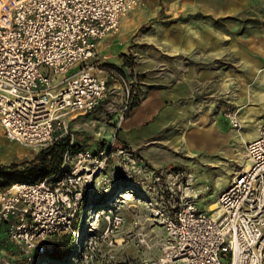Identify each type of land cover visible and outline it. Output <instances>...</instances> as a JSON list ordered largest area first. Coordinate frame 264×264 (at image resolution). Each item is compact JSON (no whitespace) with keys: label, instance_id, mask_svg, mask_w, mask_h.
Masks as SVG:
<instances>
[{"label":"built area","instance_id":"obj_1","mask_svg":"<svg viewBox=\"0 0 264 264\" xmlns=\"http://www.w3.org/2000/svg\"><path fill=\"white\" fill-rule=\"evenodd\" d=\"M139 4L0 0V134L34 148L68 136L71 146L70 120L102 104L116 86L128 108L137 74L130 80L117 67L100 62L98 46ZM109 76L119 85L111 87ZM225 116L239 126L235 111L227 110ZM245 151L248 164L209 211L196 207L206 188L196 187L189 169L150 170L156 198L148 200L149 219L163 234L153 241V229L137 219L118 243L115 236L125 219L109 209L98 211L94 219H104L101 236L90 235L94 221L78 242L82 220L90 221L96 177H106L110 160L130 164L123 169L126 179L145 177V166L136 150L118 143L115 135L94 150L69 148L57 173L0 189V227L5 226L3 246L8 249L0 264H14L15 258L23 264H47L42 255L52 252L51 240L68 231L74 241L64 264H264V118ZM130 241L145 254L137 261H118L115 249Z\"/></svg>","mask_w":264,"mask_h":264},{"label":"crops","instance_id":"obj_2","mask_svg":"<svg viewBox=\"0 0 264 264\" xmlns=\"http://www.w3.org/2000/svg\"><path fill=\"white\" fill-rule=\"evenodd\" d=\"M154 1L140 0L127 14L135 10L140 15L143 7ZM259 1L176 0L177 5L168 6L166 18L153 22L149 38L131 50L137 56L144 90L118 130V143L135 146L140 160L157 169L175 167L167 166L175 147L228 158L240 168L248 164L243 144L258 137L264 118V27L249 28L238 37L234 32L237 26L226 32L217 24ZM139 21L146 22L143 18ZM119 34L100 42L98 57L103 47L124 43L125 37ZM116 48L123 50L120 45L111 50ZM109 78L112 82V76ZM227 107L236 112L241 126L255 125L241 141L235 139L237 131L225 116ZM103 144L83 148L94 150Z\"/></svg>","mask_w":264,"mask_h":264},{"label":"rangeland","instance_id":"obj_3","mask_svg":"<svg viewBox=\"0 0 264 264\" xmlns=\"http://www.w3.org/2000/svg\"><path fill=\"white\" fill-rule=\"evenodd\" d=\"M177 4L176 0H161V3L158 0H155L154 2L144 6V10L143 12L141 11L142 13L140 15H137L134 12L135 10L129 12L123 19L119 30L115 32L116 35L120 33L119 35L125 37L124 43L119 41L114 43L116 44L115 46L120 45L123 50L116 48L112 51L111 48H115V46L109 48L103 47L101 52L102 55L98 57V60L107 62L111 61L112 63H109L124 72L126 77L130 78V80H132L135 74H137L138 86L133 90L128 108H125L123 92L116 86V90L111 91L108 94L107 99L100 104L99 107L95 108L91 112H87L86 114L78 115L73 118L69 126L75 136V139L72 142V145H75V149L93 147L95 145H100L101 143L103 144L104 142L106 143L114 135L116 136V140L119 139L118 130L121 128L125 119L129 116L133 107L140 101L139 96L144 90V78L141 76L138 64L135 61L137 56L134 55V51L131 50L138 46L136 44L137 42H144L142 40L146 36L149 38L152 33L151 26L153 22L164 20L166 18L167 15L165 11L168 10V6L170 5L172 8ZM233 17H236L237 19L228 17L218 20V28L221 26L224 31L229 32L230 26H237L238 28H235L236 30L234 32L238 37H243L246 34L247 29L252 27H259V29H262L264 27V0H260L259 4H251L249 8L239 11L234 14ZM142 18L143 20L145 19L146 22H140L139 20ZM136 19L138 23L133 21ZM144 45L147 47L149 46L147 43ZM226 65L227 64H225L224 61L223 66L226 67ZM117 84L118 83L115 82V80L110 82L111 87ZM226 110H231V108L227 107ZM232 128L237 131V133H235V139H239L241 141L240 137L243 134L247 136L248 131H254L255 125L248 124L246 126H241L240 123L238 127L232 126ZM228 137L229 136L225 139L227 140ZM48 146L39 148L22 146L0 136V164L29 161L33 159L40 150ZM132 148L137 150L135 146ZM243 150L245 155L244 144ZM225 152L229 153L231 156V149H225ZM135 154L140 160V157L136 152ZM168 156L172 162L167 166L173 165V167L175 166L189 169L195 177L196 187L200 189L206 188L202 193L203 195L196 200V207L200 211H209L208 205L217 201L218 195L226 188L231 178L235 175L234 172L236 169L237 171L241 169V166L230 162L228 158L207 156L203 153L196 154L194 151H189L187 149L181 150L176 147L170 150ZM217 161L220 162L218 163ZM142 163L146 168L143 173L146 175L145 177L142 175H135L129 179L124 178L123 169L125 168L129 170L130 164L122 163L121 165H118L112 160H110L108 170L106 171V177L103 175L96 177L97 186L94 190V195L97 197L93 196L92 200L96 202L104 201L106 203L112 197L115 198L114 201H116V204L108 209L112 212H118L125 217V224L120 234L115 236L118 243H121V241H119L120 238L124 237V235L131 230V225L134 220H140V223L145 225L147 229L154 228L149 219V208L151 206L148 207L147 205L149 198H153L154 200L156 198V193L154 192L155 184L153 183L154 181L150 172L165 168L157 169L152 167L150 164H148L149 166L146 165V163L144 164V161H142ZM166 164L167 163H164L162 165ZM140 176H142V178H139ZM15 182L19 181H12L10 184ZM10 184H3L4 186L0 185V189H4ZM133 186L139 189L137 190L139 192L138 195L133 194L130 190ZM129 190L131 191L132 196H119V194H122L123 191ZM104 226L105 222L103 217H98L95 220L94 227L90 235L98 238L101 236ZM86 230L87 229L84 228V232ZM153 232L155 233L154 236H156L153 238V241H157L163 234V230L160 227H157L156 229L154 228ZM64 234L67 236L72 233L68 231ZM114 252L118 261L123 259L137 261L141 255L145 254L135 246L134 241L118 245ZM13 262L14 264H23L17 258H15V261L13 260Z\"/></svg>","mask_w":264,"mask_h":264},{"label":"trees","instance_id":"obj_4","mask_svg":"<svg viewBox=\"0 0 264 264\" xmlns=\"http://www.w3.org/2000/svg\"><path fill=\"white\" fill-rule=\"evenodd\" d=\"M228 18V17H225ZM224 18V19H225ZM237 19L236 17H232ZM223 19V18H222ZM106 65H111L105 63ZM112 66V65H111ZM114 67V66H113ZM119 69V68H118ZM75 149V145L69 143L68 136H62L51 143L48 147L40 150L33 159L21 163L11 162L9 164H0V185L7 184L12 181H39L48 175L57 173L61 169L63 155L68 149ZM4 186V185H3ZM127 187V186H125ZM133 194L138 195L137 187L130 188ZM110 199V197H109ZM85 201L82 202L85 205ZM96 202V201H95ZM103 205L105 202H97ZM92 207V204H90ZM5 226L0 227V258L5 257L6 249L3 246ZM60 239V240H59ZM74 237L69 234H61L51 240L52 252L43 254L42 258L46 261L54 260L55 264H64L65 260L70 256Z\"/></svg>","mask_w":264,"mask_h":264},{"label":"bare ground","instance_id":"obj_5","mask_svg":"<svg viewBox=\"0 0 264 264\" xmlns=\"http://www.w3.org/2000/svg\"><path fill=\"white\" fill-rule=\"evenodd\" d=\"M0 136L3 137L1 134H0ZM232 152H231V156L234 157L235 155ZM119 196L120 197H128V196H132V193H131L130 190L129 191H123L122 194H119ZM114 200H115V198L112 197L108 202L104 203L103 205L93 201V206L91 207V211H90L91 215L89 217L90 221H86V219L82 220L81 229H80L79 235H78L79 236V241L78 242H80V240L82 238L84 228L87 229L88 227H90L94 223V221H95L94 219L99 215L98 211H101V212L103 211L104 212L108 208L114 206V204H116V201H114ZM215 206H216V204H215V202H213V203L210 204L209 209L212 210L213 208H215ZM47 264H55V262H54V260H51V261H47Z\"/></svg>","mask_w":264,"mask_h":264}]
</instances>
